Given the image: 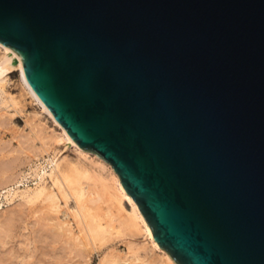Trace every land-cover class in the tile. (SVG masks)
Wrapping results in <instances>:
<instances>
[{
    "label": "water",
    "instance_id": "95a60500",
    "mask_svg": "<svg viewBox=\"0 0 264 264\" xmlns=\"http://www.w3.org/2000/svg\"><path fill=\"white\" fill-rule=\"evenodd\" d=\"M0 43L178 264H264V0H0Z\"/></svg>",
    "mask_w": 264,
    "mask_h": 264
},
{
    "label": "rangeland",
    "instance_id": "374dc122",
    "mask_svg": "<svg viewBox=\"0 0 264 264\" xmlns=\"http://www.w3.org/2000/svg\"><path fill=\"white\" fill-rule=\"evenodd\" d=\"M14 65L0 98V264H157L161 254L152 252L145 234L126 227L130 203H117L102 186L114 183L113 167L93 152L89 162L80 157L26 94ZM57 164L65 178L59 184L66 181L70 190L55 186ZM95 168V182L78 176L77 170ZM80 218L88 219V226ZM83 231L90 251L78 252L74 239Z\"/></svg>",
    "mask_w": 264,
    "mask_h": 264
},
{
    "label": "bare ground",
    "instance_id": "6f19581e",
    "mask_svg": "<svg viewBox=\"0 0 264 264\" xmlns=\"http://www.w3.org/2000/svg\"><path fill=\"white\" fill-rule=\"evenodd\" d=\"M0 49L3 52V55L0 57V98H3L7 94L6 84L8 83V75H9V73L12 72V68H13L12 64L16 63V65H14V66L20 71L21 79H22V86H23L26 94H28L33 99V101H35L36 104H38L44 110V112L48 113L53 118L55 124L58 127H60L61 130L63 131V135H64L65 140H67L70 144H72L76 148L80 157H83L86 160V162L91 161L92 159L90 157V154L88 153L90 151H87V150L81 148L70 137V135L67 133L66 129L60 123H58L55 120L52 112L38 99L35 92L31 88L29 83L27 82V79H26L25 73H24V69H23V62H22L21 57L15 51H13L11 48H9V47L1 44V43H0ZM9 55H12V56L10 57ZM7 101H8V99H7ZM7 101H6V99H4V104H7ZM9 102L12 104H15V106L17 105L16 104L17 102L15 103V100H13V99ZM15 106H13V107H15ZM95 154L98 155L97 153H95ZM98 156H100V155H98ZM102 159L105 160L104 158H102ZM106 162L109 163L108 161H106ZM109 164L113 167V165L111 163H109ZM98 165H101V164H98ZM55 166H56L55 171L59 172V168H60L59 164H57ZM97 170L98 169L95 168L93 172H90V171H83L82 172L79 170H77V172H78V176L82 177L83 180L85 179L88 181H94L95 182L97 180V177L95 175ZM66 175H68V177H69V173H67ZM62 178H64V174L60 173L59 178H56V180L54 181L55 186L59 187L61 191H63L64 188L70 190V188H68V187H70L71 184H67V183L64 184V182H66V181H64L63 184H59V179H62ZM63 180H61V181H63ZM112 180L114 182L113 184H102V186L105 188H109L112 191L111 197L113 198L114 201H117V203H120L122 206H123V202L128 201L130 203V206L132 207V213L130 214L129 218H127V221H126L127 226L126 227L128 229H130V231H132V232H139V233L143 232L145 234V236L149 239V244L151 245V247L153 249L152 252L154 254H156V252L158 250L161 254V255H157V256H160L159 258L156 257V258L160 259V261H158L157 264H178L173 259V257L169 254V252L167 250H165L163 247H161L156 242L147 221L145 220L144 216L142 215V213H141L140 209L138 208L137 204L135 203V201L132 199L130 194L123 187V185L121 183L120 176L114 170V168L112 171ZM95 185H97V184H95ZM69 190H66V191H69ZM80 221L84 225H87L89 223V220L88 219L86 220V218H80ZM90 225H91V222L89 224V227H90ZM67 231H68L70 236L74 235L73 231H71L70 228H68ZM89 231H91V230H89ZM84 233H85L84 231L81 232L80 234L76 235V238L74 239V242L76 243L74 247L78 250V252L79 251L84 252V251L89 250L88 245H86L84 243L85 242L84 241V235H83ZM143 247H145V246H142L141 248L143 249ZM146 254H147V252H146ZM152 262H154V261H152Z\"/></svg>",
    "mask_w": 264,
    "mask_h": 264
}]
</instances>
